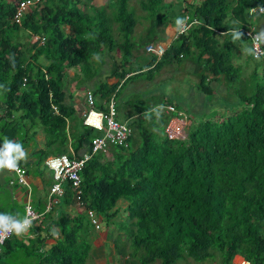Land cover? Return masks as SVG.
Instances as JSON below:
<instances>
[{"label":"trees","instance_id":"16d2710c","mask_svg":"<svg viewBox=\"0 0 264 264\" xmlns=\"http://www.w3.org/2000/svg\"><path fill=\"white\" fill-rule=\"evenodd\" d=\"M22 1L0 0V139L20 143L19 136L24 138L21 134L30 132L29 127L41 126L47 143L39 150V164L52 153L78 156L81 148L89 147L103 132L85 125L83 118L81 128L75 127L76 109L66 101L67 69L84 72L94 57L104 64L106 55L113 60L115 56L109 53L120 50L114 74L125 78L130 71L125 66L137 46L132 36L138 20L129 10L130 0L103 5L93 0H41L17 21ZM165 1L146 0L141 5L156 18ZM185 3L176 14L199 21L179 34L162 57L151 51L147 66L127 79L145 72L154 75L166 62L192 55L197 88L209 96L222 91L218 106L230 113L216 117L214 112L200 120L198 113L193 118L190 112L187 138L175 139L166 133L167 119H162L163 129L156 134L150 131L158 126L154 116L143 120L148 110L139 111L134 120L138 119L141 130H147L142 139L134 142L131 136L129 144H110L108 152L94 155L82 171L80 199L75 195L77 189L64 185L65 195L57 205L77 203L82 211L58 214L52 208L45 216L50 221H43L44 237L27 244L13 234L0 258L23 264H84L91 251L86 233L92 225L90 209L124 229L139 264L157 260L179 264L187 258L200 263L214 259L216 253L223 264H236L237 255L251 264H264V60L248 55L262 69L253 67L248 81L242 79L246 69L235 63L246 49L243 45L251 46L246 30L253 26L250 22L256 14L252 9L264 6V0ZM84 4L90 10H83ZM234 28L243 32L235 42L230 35ZM21 31L28 36L21 39ZM41 56L44 63L38 62ZM117 88V83L103 81L93 92L101 100L118 98ZM173 104L183 110L182 103ZM99 108L106 110L107 105L101 103ZM121 199L128 204L117 209ZM121 211L124 219L115 220ZM86 221L89 226L83 230ZM54 226L61 237L47 249L46 239Z\"/></svg>","mask_w":264,"mask_h":264},{"label":"rangeland","instance_id":"374dc122","mask_svg":"<svg viewBox=\"0 0 264 264\" xmlns=\"http://www.w3.org/2000/svg\"><path fill=\"white\" fill-rule=\"evenodd\" d=\"M93 1H97L99 2L100 0H93ZM111 1V0H110ZM142 1H146V0H131L129 2V10L131 12H133L135 14L136 19L139 21L138 25L136 26V33L133 34V40L136 41L137 46L134 49V52L131 56V58L129 59V63L131 64L130 67H133L132 69H136L139 67H144L146 63H148L149 58H151L153 56L152 53H148L146 51H144V54H142V50H143V46H141V43H144L145 46V42L147 41L145 38L147 36H149L151 34V29L153 30V36H156L158 39H163L161 37V30L162 27L164 25H166L168 23V20L165 19L164 15H168V17L170 18L172 15H174V18L172 19L174 22L176 20L177 17H179L180 15L176 14L178 13L177 11L180 10V7H178L177 5H187V3H185L186 0H166L165 1V5L164 8L160 9L158 12V16H156V18L151 17L149 15V13L144 10V8L141 5ZM193 2L195 0H187V2ZM91 1L88 0V3H90ZM112 2H114V0H112ZM170 3H172L174 6L172 7L173 11H171L172 9L170 8ZM81 8L84 10H90L88 4H84L83 6H81ZM168 12V13H167ZM255 19L259 18H264V15L262 14H256ZM168 18V19H169ZM196 24V23H195ZM118 25V23H117ZM115 24V28L117 26ZM119 25H121V23L119 22ZM118 27V26H117ZM157 30V32H156ZM117 31V29H116ZM156 32V33H155ZM113 34L115 36V32L113 31ZM137 34V36H136ZM28 36V34L24 31H21V39L26 38ZM115 38L117 39V37L115 36ZM143 38L145 39L143 42H141L143 40ZM29 38H27L26 40H28ZM246 46V45H245ZM243 45L244 48H247ZM142 49V50H141ZM245 50V49H244ZM116 52V51H115ZM117 56L120 57L121 56V52H119V50H117ZM107 56V55H106ZM192 55L187 56L186 59H178V60H174L171 62H166L165 65L163 66L164 70L162 73H159V80L156 79L154 80L153 78L156 77L158 74L156 75H150L147 72L145 73H141L133 78H131L129 81H127V83L125 84V86L123 88H121L119 90L118 93V100H120V98L122 97L123 100L124 98L128 101V103H121L120 107H121V113H120V117H118L117 114V119L124 121L125 119H127L131 114H133L134 112L137 111H142L144 110L146 107H153V109H158V105H163L165 106L167 103L170 102H177V103H182V108L184 111H188L189 113L191 112V114L193 113V118L196 116V113H198V118L201 119H207L212 117V114L217 113V116L219 113H225L223 114V117L226 116V113H230V111L225 110L224 108H221L220 106V99H222V96H224L223 93H221L222 91H218L217 93L214 92L215 96H209L207 94H204V92L199 88H197L198 84V79L196 74L193 72V70L195 69V65L193 63L192 60ZM44 56H41V58L38 60V62H42L44 63L45 59H43ZM236 62L237 64H242L243 67L246 69L244 71V76L242 77L243 80H247L248 81V77H249V73L250 71H252V68L257 67L260 69V72L262 71L261 67H259L257 65V63L255 62V60H249L248 59V55L246 54V52H242L241 54L236 56ZM247 60V62H246ZM77 70V69H76ZM145 71V70H144ZM78 75L75 78H67L65 80V88L67 90L68 93H70L71 91L75 90V93H77L81 99L83 97L84 92L87 88H91L92 91L96 92V89L101 85V83L104 81L103 79V75H105L107 73V76L109 75H114L116 77V74H114L111 69L109 67H107V63H102L99 62V60L97 59V57H94V62L92 63V66L89 67V69H87L86 71L82 72H78ZM153 77V78H152ZM151 80H147L150 79ZM224 84H226L224 82ZM141 86V87H137ZM230 91L234 90V87H230L229 88ZM118 91V90H117ZM117 93V92H116ZM184 97H188V100H185ZM191 96V97H190ZM226 98H223V100H225ZM104 100H101L100 97L96 98V102H97V107H100V103L104 104ZM222 101V100H221ZM186 103V104H183ZM189 103V104H188ZM217 103V104H216ZM213 104V105H210ZM189 105V106H188ZM214 106H217L216 108H214ZM240 107V106H239ZM192 108H194L195 110H192ZM152 110H148L147 112L142 114V118L143 120L146 119L148 120L149 118L152 117V115L155 118V122H157L158 126L154 128V130H150L153 133L158 134V131H162L164 124L162 123V119L166 118V115L163 114L164 111V107H163V111L162 114L160 115L159 118H157V116L155 115V112ZM220 110V111H219ZM224 110V112H223ZM234 110V108H233ZM197 111V112H196ZM73 122L75 127L81 128V124L82 122L80 121L79 115L75 114L73 117ZM136 120H138L137 118L134 120V123H131L133 129H134V134H133V141H139L140 138L142 139V133L146 132V129H140L138 127V124L136 122ZM188 123H191L188 121ZM186 125V131L188 133V130L190 128V124ZM95 133H99L97 130L95 131ZM154 136V135H152ZM158 136V135H157ZM156 136V137H157ZM132 146V144H131ZM48 174H52V172L50 170H47ZM32 203L33 206L37 209V211H44V210H49V198L48 195L45 191L42 190H37L35 192L32 193ZM128 202L126 200H120L119 201V205L122 208H126ZM54 210H61L60 205H56L53 204ZM122 213V217L119 218H123L125 217V214L121 211ZM119 213V214H121ZM56 214V213H55ZM60 214V213H58ZM24 215V214H23ZM22 215V217H23ZM103 218V217H102ZM117 218V217H116ZM103 223H104V229H108L109 228H114V225L112 226V224L107 223V220L105 218H103ZM89 226L86 224L83 228V230L86 229V227ZM89 229V227H88ZM88 229L86 230V233L88 232ZM117 230H120L117 229ZM121 233V237H118V240L116 241L118 246L117 247V251H119V249L123 248L126 252V255H124L123 257H120V261L121 264L122 262H124L123 264H139L140 260L138 257H136L135 255V249L132 246L131 241L129 240L128 235L123 231L120 230ZM107 236H109V234H107ZM108 238V237H107ZM109 243L108 248V254L109 258L114 257L115 255H117V253L115 254V250L112 249L111 247V240H107ZM91 243V242H90ZM107 243V242H106ZM123 249L120 250L121 255L125 252ZM88 258H92V255L90 254V252L88 251ZM133 256V257H132ZM125 257V260H124ZM8 257L6 256H2L0 259V262L3 264H8L9 259H7ZM214 259H209V260H205L202 261L200 263L196 262L193 258H187L184 260H181L179 262V264H223L221 261V256L218 255L216 253V255L213 257ZM244 258L241 257L240 255H237L235 257V259L233 260L234 263H240L242 262ZM88 264H93L91 261ZM154 264H161L160 260H157Z\"/></svg>","mask_w":264,"mask_h":264},{"label":"crops","instance_id":"0c3cea01","mask_svg":"<svg viewBox=\"0 0 264 264\" xmlns=\"http://www.w3.org/2000/svg\"><path fill=\"white\" fill-rule=\"evenodd\" d=\"M106 1L107 0H100L99 2H97V1H94V2L97 5H103V4H105ZM110 2H112V0ZM177 6L180 7V5H177ZM182 6L184 7L185 5H182ZM173 18H174V15H172L168 19V23L162 27L161 37L163 39L162 40L158 39L156 36H153L150 34L149 36L146 37V38H148V40H150L149 42L159 40L160 42H165L166 46L169 47L175 41V39L177 38V34H178V30L175 27V22L172 20ZM138 23H139V21H138ZM250 23L253 24V26H255L258 29V31L264 29V18L255 19V17H254ZM152 29H151V33H152ZM134 33H136V28H135ZM136 36H137V34H136ZM144 51L145 50H142V54H144ZM119 52H121V51L119 50ZM109 55H112L113 57L115 56V58L112 60L107 55V57H108L107 67H109L111 69V71L114 73V71L117 68V64L121 60V59H119L121 56L120 57L117 56L118 55L117 51L109 53ZM150 59L151 58H149L148 60H150ZM130 66H131L130 63L126 64V66H125L126 70H130V71L127 73L126 77L123 79L120 77L119 78L115 77L114 75L107 76V73L105 75H103L102 77H103L104 81H107L110 84L117 83L118 84L117 93H118L119 90L125 86L127 81L130 80V78L127 79L128 76L130 74H135L136 70L138 69V68L132 69L133 67H130ZM163 70H164V68H162L158 73H156V74H158L156 77H154V78L152 77V78L154 80H156V79L159 80L160 79L158 77L159 73H162ZM77 71L80 72V69L76 70L75 68L74 69L68 68L67 72H66L67 78H75L78 75ZM156 74H154V75H156ZM152 78L147 79V80H151ZM212 85H215V82H212ZM137 87H141V86L137 85ZM88 90H91V88H87L85 90V92L83 93L84 95L81 96V97H83L82 99L80 97L78 98L79 95L77 93H75V90H73L67 94V100L66 101L69 105H71L72 107H74L76 109V114L79 115V118H81L83 111L86 110V107H87L85 94ZM95 97L97 98V97H99V95H97ZM183 98L186 100V97L183 96ZM124 101L126 102L127 100L125 98L123 100L122 97L120 98V100H118V98L116 97V102L118 105V117H120V113H121L120 104L125 103ZM169 104H173V103H169ZM103 105H105V104H103ZM146 108H147V110L153 109V107L152 108L146 107ZM214 108H216V107H214ZM223 112H224V110H223ZM223 114L224 113L221 112L217 116V113H215V116L221 117ZM138 116H140L139 111L134 112L124 121H129V124H131V121H133L134 118L138 117ZM74 129H75V127H74ZM29 131L30 132H28V133H22L21 134L22 137H24V138H21V136H19V139H23L22 141H20V143L23 145L25 151L28 153L26 160L20 161V163L22 165H24L27 169L28 184L27 185L20 184V182L18 181V175L13 171H9V170L0 171V213H7V214L14 215V216L19 215L20 217H22V215L24 214L23 216H25L26 215V206L28 204L33 205L32 198H31L33 192H35L37 190H42V191H45L47 193L48 198L50 196V186L53 183V174L50 175L47 173V170H50V169L46 166L45 161L43 163L39 164V161H40L39 150L46 148V143H47L46 133H45L43 127H41V126H35V127L31 126V127H29ZM2 142H4V140L0 139V143H2ZM70 149H71V151L73 150V147H71V145H70ZM54 154L55 153H52L51 155H54ZM12 181H13V183H12ZM59 199L61 201L62 198H59ZM122 200H124V199H122ZM52 207H48V209L51 210ZM60 208H61V210H65V211L72 213L74 215L78 214L82 211V207L77 203L76 204L64 203V204H62V206ZM116 208L119 209L122 207L118 203ZM49 210L37 211V209H36V211L40 214V218L37 221H35L36 223L34 224V226L33 227L31 226V228L28 229L24 235L19 236V237L17 236V238L20 239V241H23V242L28 244L32 239H35L36 237H38L40 235L42 237H44L47 232L42 230V228L44 227L43 221H50V219H46V217H45L48 215ZM61 210L59 209L56 212L59 213ZM120 215L122 216V213L119 214L118 216H116L117 218H115V220H118V218L121 217ZM44 217H45V219H43ZM102 217L103 216H101V218ZM103 220L104 219L102 218V226L104 227ZM111 224H112V226L114 225V228H109V230L104 229L103 227L101 230H96V229H94L93 225H90L87 234H88L89 241L91 242L90 254L92 255V258H87L84 264H88V263H90V261L93 264H121L120 257H123V256L121 255V253L119 251L116 252L117 247H118V244L116 241L118 240V237H121L120 235L122 232L120 230H123V229L120 228V230H117V229H119V227L116 225V223L115 224L111 223ZM124 232L125 231H123V233ZM107 234H109V236H107ZM60 237H61V234L59 233V228L57 226H54L53 230L51 232V235L47 236V239H46L47 244H46L45 248H47V249L50 248L53 244H55L57 242L58 239H60ZM107 240H111L110 245H111L112 249L115 250V254L117 253V255H115L112 258H109V255H107L109 253L108 248H107L109 246V243ZM20 255L23 256L22 254H20ZM124 260H125V257H124ZM8 262H9V264H23L22 261L18 260V262H16L13 259H11V262L10 261H8ZM123 263L124 262H122V264Z\"/></svg>","mask_w":264,"mask_h":264},{"label":"built area","instance_id":"2783aa9c","mask_svg":"<svg viewBox=\"0 0 264 264\" xmlns=\"http://www.w3.org/2000/svg\"><path fill=\"white\" fill-rule=\"evenodd\" d=\"M41 0H24L20 3V6L16 12L15 19L20 21L23 12L28 10L30 6L35 5ZM264 6L256 7L252 9V12L260 14V9ZM255 10V11H253ZM186 23L184 25L185 31H187L193 22L189 21V16L186 17ZM259 32L254 26L246 30L247 35L251 38ZM148 51H154L155 53L162 55L165 52V46L159 45H149L147 47ZM259 60H264V44H261L258 50ZM27 78H25V82ZM87 107L82 114L83 123L94 129H99L103 132L101 136H96L89 147H86V151H82L83 155L75 156L68 154H56L49 156L45 164L53 173V183L50 186V196H49V207L53 204L59 203V198L65 195V184L69 183L71 187L77 189L76 198L80 199L82 191L80 189L82 179V171L85 164L96 154L100 152H108L110 144L127 145L128 140L132 135V128L125 121H120L117 119L118 108L115 96L110 97L104 101L107 105V109H101L96 105V97L94 93L89 90L85 94ZM54 109L57 110V106L54 105ZM166 112L170 114V119L167 125V134L171 138H184L186 136V125H187V115L185 112L178 111L174 104H169L166 108ZM0 116L2 112L0 111ZM3 143H0L2 146ZM73 151V150H72ZM20 173L15 172L18 175V181L20 184L27 185V169L24 165L19 163ZM13 183V181H12ZM88 216L90 218L91 224L94 229H102V218L93 210H88ZM26 215L33 218L32 225L35 221L40 218V214L36 211L32 204L26 206ZM31 225V226H32ZM31 228V227H30ZM29 228V229H30ZM13 234L7 236V238L0 237V254L2 253L3 246L8 238ZM244 264H251L245 258L242 260ZM0 264H3L0 262ZM241 264V263H240Z\"/></svg>","mask_w":264,"mask_h":264},{"label":"clouds","instance_id":"9594fccd","mask_svg":"<svg viewBox=\"0 0 264 264\" xmlns=\"http://www.w3.org/2000/svg\"><path fill=\"white\" fill-rule=\"evenodd\" d=\"M109 2H110V0H107L105 2V4H108ZM142 2H141V4H142ZM180 8H183V6L181 5ZM179 11H177V12H179ZM253 11H255V10H253ZM260 11L264 12V8H261ZM255 14H257V13H255ZM260 14L263 15L264 13H260ZM186 20H187L186 16L176 18L175 27L178 30L177 37L179 36V34L185 32L186 29H185L184 25L186 23ZM198 21L199 20H194L191 22H193L192 24H195ZM136 26H135V28H136ZM255 29L258 31V29L256 27H255ZM134 32H135V29H134ZM230 35L232 37V40L235 42V41H238L241 39V37L243 36V32L234 28V29H232ZM145 39L148 40V38H145ZM145 39L143 38V40L141 42H143ZM148 43L149 44L143 46V50H145L148 53H150L151 51H148L147 47L151 44H153V45L162 44L163 46H165L166 49L168 48L166 46L165 42H160L159 40L148 42ZM141 44H144V43H141ZM261 44H264V29L260 30L259 32L256 33V35H254L252 37V45L245 49L246 54L249 56H252L256 60H259L260 56L258 55V50H259V47ZM166 49H165V51H166ZM164 53L162 55H159L157 53L156 54H157V57L160 58L164 55ZM115 99H116V97H115ZM96 105H97V102H96ZM168 105H169V103H167L165 106H163V105L158 106V109H153V111L155 112V115L157 116V118H159L160 115L162 114L163 107H164L163 114L166 115L165 120L167 119L166 129H167V125H168V122H169V119L171 116L170 114H168L166 112V108ZM182 112H185V114L188 117L187 123H188V121L190 122V115L191 114L188 111H184V110H182ZM81 118H82V115H81ZM125 122H127L129 124V121H125ZM188 124H190V123H188ZM129 125L133 131L131 136H133L134 129H133L131 124H129ZM166 133H167V131H166ZM187 136H188V133L186 131V136L184 138H175V139H185V138H187ZM82 149H81V151H82ZM54 155H56V154H54ZM27 156H28V153L25 151V149L21 143L5 138L3 145L0 146V171L9 170V171H15L17 173H20L21 169L19 168V162L22 160H26ZM53 181H54V179H53ZM32 219L33 218H31L27 215L20 217L19 215L14 216V215L7 214V213H0V237L7 238V236L10 234H15L18 237L24 235L27 232V230L31 227Z\"/></svg>","mask_w":264,"mask_h":264},{"label":"water","instance_id":"95a60500","mask_svg":"<svg viewBox=\"0 0 264 264\" xmlns=\"http://www.w3.org/2000/svg\"><path fill=\"white\" fill-rule=\"evenodd\" d=\"M86 150H87V148H86V147H84V148L82 149V151H83V152H84V151H86ZM82 151H81V152H79V155H80V156H82V155H83Z\"/></svg>","mask_w":264,"mask_h":264}]
</instances>
